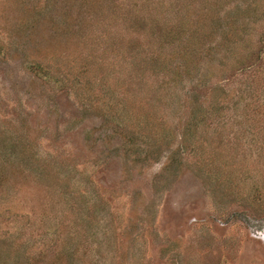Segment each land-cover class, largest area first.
<instances>
[{
  "label": "rangeland",
  "instance_id": "rangeland-1",
  "mask_svg": "<svg viewBox=\"0 0 264 264\" xmlns=\"http://www.w3.org/2000/svg\"><path fill=\"white\" fill-rule=\"evenodd\" d=\"M0 264H264V0H0Z\"/></svg>",
  "mask_w": 264,
  "mask_h": 264
}]
</instances>
